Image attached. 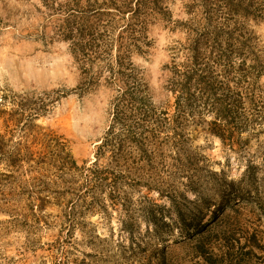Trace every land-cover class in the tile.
I'll return each instance as SVG.
<instances>
[{
	"label": "rangeland",
	"instance_id": "1",
	"mask_svg": "<svg viewBox=\"0 0 264 264\" xmlns=\"http://www.w3.org/2000/svg\"><path fill=\"white\" fill-rule=\"evenodd\" d=\"M111 5L0 0V147L14 162L0 161V264H264V122L243 133L242 147L203 127L189 128L183 151L125 143L120 166L130 173L105 149L118 147L105 142L115 90L105 71L92 81L98 62L82 60L60 27L69 8L85 23L78 40L94 39L103 52L122 24L93 13ZM140 15L131 67L158 110L173 114L168 72L195 40L218 34L247 66L264 67V0H149ZM98 156L105 169L91 176ZM231 180H243L252 202L219 211L202 234L181 239L177 209L187 219L197 206L214 213ZM155 204L169 225L154 227Z\"/></svg>",
	"mask_w": 264,
	"mask_h": 264
},
{
	"label": "trees",
	"instance_id": "2",
	"mask_svg": "<svg viewBox=\"0 0 264 264\" xmlns=\"http://www.w3.org/2000/svg\"><path fill=\"white\" fill-rule=\"evenodd\" d=\"M148 1L109 0L114 4L111 5L113 8L93 13L99 17L101 15L109 17L106 21L109 26L114 22L122 24L118 25L121 30L117 37L111 39L110 43L105 41L103 52L98 50L101 45L94 44V39L89 44L87 41L85 45L78 40L85 36L81 29L85 23L78 22L76 15L74 12L71 13L69 8L66 9L68 12L66 23L60 27L64 40L72 42L74 50L79 53L82 60L91 67L98 62L99 72L96 73V78L91 77L92 81H99L105 71L107 73L105 80L115 90L112 122L106 136L111 138L105 139V142L118 147L105 149L112 154L111 159L115 161L116 167L127 173L132 170V167L120 166L122 161L124 164L128 163L123 147L125 143L140 149L148 146L175 147L178 151H183V147H190L187 133L190 127H203L231 147L244 146L243 133L264 122V89L260 85L264 75L263 65L255 60L252 65L247 66L243 53L232 49L229 43L224 45L218 34H213L205 40H195L188 47L184 61L173 65L168 72L166 88L174 97L173 114L168 110H158L148 95L144 94L130 61L132 53L139 50L140 37L137 35V25L141 23L140 14ZM108 25H105V29ZM74 32H77V35ZM121 137L124 139L121 140ZM5 148L7 147H0V161H7V164L13 166L14 162L6 156ZM102 149L104 147H99V152ZM60 150L73 160L67 147ZM72 164L76 166L77 162L73 160ZM188 167L194 171L192 174L200 171L197 163ZM98 169L99 156L89 169L91 176L100 177L105 168ZM182 169L185 170V167ZM192 174L186 175L189 180L186 188L194 192L191 187ZM212 176L217 174L212 173ZM242 183L243 180L224 182L219 190L220 204L214 213L211 210L203 212L197 206L195 211L188 214L187 219L177 209V217L181 223L180 238L202 234L219 211L240 202H252V199L245 196ZM254 204L263 208L260 203ZM154 206L159 210L151 214L154 227L158 229L161 223L169 225L164 221L166 219L164 207L157 204ZM170 241L171 239H168L166 242Z\"/></svg>",
	"mask_w": 264,
	"mask_h": 264
}]
</instances>
